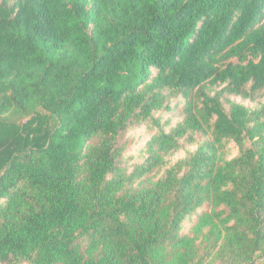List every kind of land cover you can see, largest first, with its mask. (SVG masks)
I'll return each instance as SVG.
<instances>
[{
	"label": "trees",
	"instance_id": "obj_1",
	"mask_svg": "<svg viewBox=\"0 0 264 264\" xmlns=\"http://www.w3.org/2000/svg\"><path fill=\"white\" fill-rule=\"evenodd\" d=\"M263 91L264 0H0V264H255Z\"/></svg>",
	"mask_w": 264,
	"mask_h": 264
},
{
	"label": "rangeland",
	"instance_id": "obj_2",
	"mask_svg": "<svg viewBox=\"0 0 264 264\" xmlns=\"http://www.w3.org/2000/svg\"><path fill=\"white\" fill-rule=\"evenodd\" d=\"M234 102L244 104L247 107L253 108L258 106L260 103L264 104V91L259 93L254 101H243L240 98H232ZM178 99H173L170 101L171 107L177 103ZM172 116V112L168 113L167 111H161L156 118L163 117L165 120ZM129 134L133 137V143L128 148L125 160L123 162V166L128 171V173L132 172V167L136 164H141L144 158H146L145 149L147 147V143L151 138V128L147 125H143L140 127L133 128L129 131ZM196 146L187 147V151H194ZM229 152L231 153L230 157L233 158L238 155V148L234 144L228 145ZM185 156V152L173 153L168 157V163L171 165L178 161L180 158ZM166 168H162L157 170L151 176L154 180H159L163 177ZM198 218L194 216L191 220L192 223H196ZM189 228V223H186L185 230L186 232ZM25 264V263H24ZM255 264H264V258L258 259Z\"/></svg>",
	"mask_w": 264,
	"mask_h": 264
}]
</instances>
